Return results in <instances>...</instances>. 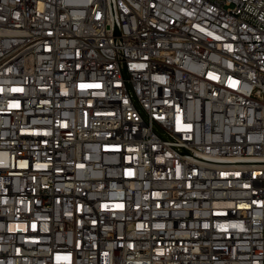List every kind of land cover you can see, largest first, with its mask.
<instances>
[{
  "label": "built area",
  "instance_id": "1",
  "mask_svg": "<svg viewBox=\"0 0 264 264\" xmlns=\"http://www.w3.org/2000/svg\"><path fill=\"white\" fill-rule=\"evenodd\" d=\"M0 264H264V0H0Z\"/></svg>",
  "mask_w": 264,
  "mask_h": 264
},
{
  "label": "snow or ice",
  "instance_id": "2",
  "mask_svg": "<svg viewBox=\"0 0 264 264\" xmlns=\"http://www.w3.org/2000/svg\"><path fill=\"white\" fill-rule=\"evenodd\" d=\"M83 87V86H82Z\"/></svg>",
  "mask_w": 264,
  "mask_h": 264
}]
</instances>
